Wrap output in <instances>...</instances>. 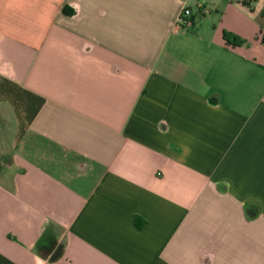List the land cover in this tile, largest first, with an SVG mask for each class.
Listing matches in <instances>:
<instances>
[{"label": "crops", "instance_id": "0c3cea01", "mask_svg": "<svg viewBox=\"0 0 264 264\" xmlns=\"http://www.w3.org/2000/svg\"><path fill=\"white\" fill-rule=\"evenodd\" d=\"M206 1L0 0V264H264V0Z\"/></svg>", "mask_w": 264, "mask_h": 264}, {"label": "rangeland", "instance_id": "374dc122", "mask_svg": "<svg viewBox=\"0 0 264 264\" xmlns=\"http://www.w3.org/2000/svg\"><path fill=\"white\" fill-rule=\"evenodd\" d=\"M217 1V0H216ZM219 1V0H218ZM222 1V0H221ZM213 2H214V0H208V1H206L204 4H205V6H207L208 8H210V9H213L214 8V6H213ZM190 6H191V11H192V16L191 17H194V23H195V25H200V24H202V25H204V27L205 28H209L211 25H212V23H211V18H209L208 20H204L205 19V17H208L209 16V13H204V10L203 9H200L198 6H197V4H195V3H191L190 4ZM217 8H214L213 9V11H212V13H213V15H215L216 14V12H217ZM205 21V22H204ZM204 22V23H203Z\"/></svg>", "mask_w": 264, "mask_h": 264}, {"label": "built area", "instance_id": "2783aa9c", "mask_svg": "<svg viewBox=\"0 0 264 264\" xmlns=\"http://www.w3.org/2000/svg\"><path fill=\"white\" fill-rule=\"evenodd\" d=\"M192 11L189 9H186L183 14L178 19V28L179 29H186L188 30L190 27L193 26L192 21L189 19L191 17Z\"/></svg>", "mask_w": 264, "mask_h": 264}, {"label": "trees", "instance_id": "16d2710c", "mask_svg": "<svg viewBox=\"0 0 264 264\" xmlns=\"http://www.w3.org/2000/svg\"><path fill=\"white\" fill-rule=\"evenodd\" d=\"M237 3H242V4H244V5H246V6H249V3L248 2H252V1H256V0H245V1H240V0H235ZM193 24H194V20H193V22H192ZM225 39L227 40V42H230V40H229V38L225 35ZM232 44H234V45H240V43L239 42H234V43H232Z\"/></svg>", "mask_w": 264, "mask_h": 264}, {"label": "clouds", "instance_id": "9594fccd", "mask_svg": "<svg viewBox=\"0 0 264 264\" xmlns=\"http://www.w3.org/2000/svg\"><path fill=\"white\" fill-rule=\"evenodd\" d=\"M38 264H44V261L43 260H39V258H38Z\"/></svg>", "mask_w": 264, "mask_h": 264}]
</instances>
